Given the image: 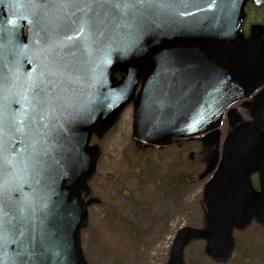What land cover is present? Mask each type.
<instances>
[{
    "label": "water",
    "instance_id": "95a60500",
    "mask_svg": "<svg viewBox=\"0 0 264 264\" xmlns=\"http://www.w3.org/2000/svg\"><path fill=\"white\" fill-rule=\"evenodd\" d=\"M249 1L264 4V0H175V7L158 10L133 35L116 41L107 53L109 63H103V56L97 60L84 111L66 126L40 177L45 206L27 233L33 261L87 264L81 231L95 201L85 202L82 196L90 192L87 181L94 177L100 157L99 148L90 142L94 134L102 138L131 103L133 135L144 143L168 146L174 139L206 135V145H220L217 129L227 110L264 87V26L253 25L248 38L242 33ZM24 11L4 5L0 24L11 29L30 54L31 25L21 18ZM132 41L134 47L125 55L122 48ZM33 68L22 56L21 71ZM227 116L232 131L221 161L220 152H214L208 173L217 171L204 190L209 229L181 230L169 264H183L184 249L195 237L207 240V253L225 263L233 250V228L244 229L253 218L264 225V88L252 101V122L243 123L236 109ZM254 174L259 175L258 190L251 182Z\"/></svg>",
    "mask_w": 264,
    "mask_h": 264
},
{
    "label": "snow or ice",
    "instance_id": "6c2138e0",
    "mask_svg": "<svg viewBox=\"0 0 264 264\" xmlns=\"http://www.w3.org/2000/svg\"><path fill=\"white\" fill-rule=\"evenodd\" d=\"M4 5L25 10L31 49L0 24V264H42L33 261L27 236L45 206L40 177L66 126L84 111L93 66L102 56L109 63L116 41L175 0H0ZM134 44L122 48L125 55ZM22 56L31 71H21Z\"/></svg>",
    "mask_w": 264,
    "mask_h": 264
},
{
    "label": "rangeland",
    "instance_id": "374dc122",
    "mask_svg": "<svg viewBox=\"0 0 264 264\" xmlns=\"http://www.w3.org/2000/svg\"><path fill=\"white\" fill-rule=\"evenodd\" d=\"M245 31L261 22L262 10H247ZM245 120L242 103L235 105ZM133 108L102 140L91 144L101 149L97 173L89 182L96 203L82 232V248L88 264H168L177 233L184 227L205 224L203 156L195 151L143 149L132 136ZM222 132H229L225 119ZM192 145L201 147L198 138ZM134 149V150H133ZM235 250L227 264H264V227L252 224L233 233ZM184 264H221L206 252V242L193 240L184 253Z\"/></svg>",
    "mask_w": 264,
    "mask_h": 264
},
{
    "label": "flooded vegetation",
    "instance_id": "af4514ba",
    "mask_svg": "<svg viewBox=\"0 0 264 264\" xmlns=\"http://www.w3.org/2000/svg\"><path fill=\"white\" fill-rule=\"evenodd\" d=\"M192 141H193V139L182 140V141L181 140H177L172 145V147H173L172 150L173 151H183V146L185 144H189L190 147H188L187 150H186V151H190L189 154H188L189 158L194 159L195 151H200V154L203 156L202 165L207 166L209 158L211 156V152H212L211 148L209 146H204V145H201V147H195V146L192 145ZM147 149L150 150L151 148H147ZM165 149H167V148H165ZM138 151H144V150L140 149Z\"/></svg>",
    "mask_w": 264,
    "mask_h": 264
}]
</instances>
